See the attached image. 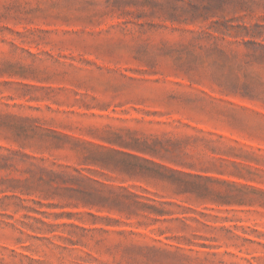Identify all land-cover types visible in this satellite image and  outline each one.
I'll use <instances>...</instances> for the list:
<instances>
[{
    "label": "rangeland",
    "instance_id": "obj_1",
    "mask_svg": "<svg viewBox=\"0 0 264 264\" xmlns=\"http://www.w3.org/2000/svg\"><path fill=\"white\" fill-rule=\"evenodd\" d=\"M112 1L0 0V264H264V206L176 195L130 157L165 178L176 170L263 187L264 49L194 57L186 29L199 26L163 11L122 14ZM194 5L179 7L232 19L264 44V0ZM47 171L67 180L55 183L58 196L11 182L42 190ZM131 194L167 213L115 209Z\"/></svg>",
    "mask_w": 264,
    "mask_h": 264
},
{
    "label": "trees",
    "instance_id": "obj_2",
    "mask_svg": "<svg viewBox=\"0 0 264 264\" xmlns=\"http://www.w3.org/2000/svg\"><path fill=\"white\" fill-rule=\"evenodd\" d=\"M195 0H165V10L162 8L161 2L158 0H113L110 4L112 11L117 10L122 14H129L128 8L135 7L142 12L150 10L151 13L156 11H163L166 19L170 22H177L185 26H199L197 30L186 29L187 32L192 34L191 40L185 45L184 49L191 56L194 57H204V58H219L227 60L231 56L233 57V47L234 46H252L260 49H264V44L256 42L254 40H247L246 38L260 37L257 32L250 31L245 25L234 24L232 19L221 18L218 20H212L214 14H191L189 10H182L179 4L186 3L189 8H195ZM163 2V1H162ZM165 11V12H164ZM237 93V92H236ZM246 94H242L244 96ZM22 130H19L21 132ZM16 135H19V134ZM136 161H140V165L134 166L132 170H139V173L146 177H151L155 179H160L165 181V179L170 183L175 191L176 195L193 197L201 201H209L211 203L221 205V206H237V207H252V206H264V186H256L249 183H238L234 181H228L220 178L204 176L200 174L180 172L176 170H168L170 176L165 178L163 174H160L156 170L163 167L158 164L139 158L137 156H130ZM156 169V170H155ZM46 179L40 178L39 180L43 183L42 190H37L39 186H32L29 181L26 180H12L11 182H16L21 184L22 191L27 194L35 193L40 191L48 196L55 197L58 196V191L62 187L55 185L58 180L66 181L63 182L67 184L65 176L62 172L47 171ZM264 179V178H263ZM71 180V177H70ZM250 183L255 180V178H250ZM264 185L263 182H257ZM216 184L223 189L213 188L211 185ZM18 187V186H16ZM64 190L68 192H74L76 194H83L89 200L91 198L97 197V201H104L107 203L105 198L100 196H95L93 193L87 191L86 189H77L73 187H66ZM133 199L127 201L121 199H113L112 203H115L114 207L118 211L132 210L133 213L139 211L146 212L148 214H156L159 216L165 215V210L160 209L156 204H161L156 202L154 199L145 198L143 196L133 195ZM100 203V202H99ZM84 205H94L92 202H84Z\"/></svg>",
    "mask_w": 264,
    "mask_h": 264
}]
</instances>
